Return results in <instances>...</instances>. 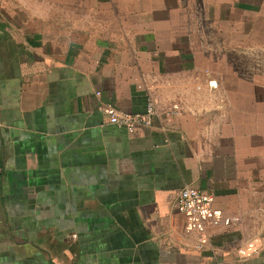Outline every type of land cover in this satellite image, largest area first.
Instances as JSON below:
<instances>
[{
  "label": "crops",
  "instance_id": "1",
  "mask_svg": "<svg viewBox=\"0 0 264 264\" xmlns=\"http://www.w3.org/2000/svg\"><path fill=\"white\" fill-rule=\"evenodd\" d=\"M0 264H264V0H0Z\"/></svg>",
  "mask_w": 264,
  "mask_h": 264
},
{
  "label": "built area",
  "instance_id": "2",
  "mask_svg": "<svg viewBox=\"0 0 264 264\" xmlns=\"http://www.w3.org/2000/svg\"><path fill=\"white\" fill-rule=\"evenodd\" d=\"M110 123L123 126L130 130L152 128L153 119L157 116L156 105L150 100L145 114H131L107 109ZM213 205V197L198 188L186 186L179 192L175 208L179 214L192 220H203Z\"/></svg>",
  "mask_w": 264,
  "mask_h": 264
}]
</instances>
